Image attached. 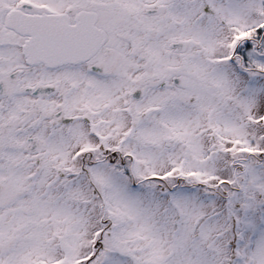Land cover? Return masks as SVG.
Listing matches in <instances>:
<instances>
[{
    "label": "snow or ice",
    "instance_id": "snow-or-ice-1",
    "mask_svg": "<svg viewBox=\"0 0 264 264\" xmlns=\"http://www.w3.org/2000/svg\"><path fill=\"white\" fill-rule=\"evenodd\" d=\"M0 264H264V0H0Z\"/></svg>",
    "mask_w": 264,
    "mask_h": 264
}]
</instances>
